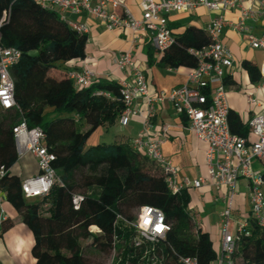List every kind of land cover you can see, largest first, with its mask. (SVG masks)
Listing matches in <instances>:
<instances>
[{"label": "trees", "instance_id": "16d2710c", "mask_svg": "<svg viewBox=\"0 0 264 264\" xmlns=\"http://www.w3.org/2000/svg\"><path fill=\"white\" fill-rule=\"evenodd\" d=\"M2 13L6 18L0 27V48L14 47L20 57L10 68L16 106H0V192L32 234L33 264H104L115 235L125 242L131 239L133 229L126 222L134 220L142 205L160 208L170 224L156 246L163 249L162 264H179L178 255L212 264L217 253L210 235L192 222L186 188L172 192L160 166L127 141L86 145L98 127L119 122L125 107L118 81L94 78L78 87L67 69L55 66L84 59L88 34L72 29L55 10L35 0H0ZM171 31L175 42L159 55L157 65L193 68L196 59L187 50L209 44L208 33L194 25ZM147 46L152 64L156 51L149 39ZM241 66L251 83L260 81L255 62L244 59ZM227 120L231 133L249 137L248 123L238 113L229 109ZM21 122L40 127L46 147L55 155L52 166L58 181L40 198L26 199L21 177L11 171L18 160L13 127ZM75 194L82 196L77 209L72 203ZM248 221L250 234H239L234 264H264V227ZM11 225L5 220L0 236ZM124 253V259L133 255L130 264H139L140 250L129 247Z\"/></svg>", "mask_w": 264, "mask_h": 264}, {"label": "built area", "instance_id": "2783aa9c", "mask_svg": "<svg viewBox=\"0 0 264 264\" xmlns=\"http://www.w3.org/2000/svg\"><path fill=\"white\" fill-rule=\"evenodd\" d=\"M41 6L55 10L57 16L79 33H88V27L68 17L86 14L100 20L107 30L118 27L127 28L134 33V39L144 34L158 54L170 48L175 37L169 27L171 13H190L199 6L214 13L202 28L208 33L210 43L201 48H188L187 52L196 59V65L189 69L185 81L170 90L168 94L156 96L148 94L144 70L133 60L131 50L121 52L117 59V68L127 71L126 78L118 81L124 110L119 117V124L126 126L130 116L138 113L132 104L143 98L146 110L142 126L131 145L138 152L154 161L165 174L167 187L172 192L183 188H199L211 184L215 188L225 186L229 197L233 194L236 182L243 178L249 186L250 212L232 231L230 206L221 212V250L212 264H234V253L240 233L249 235V219L260 228L264 227V109L249 119V137L231 133L227 114L229 106L226 100L225 78L234 66V57L223 39V29L229 27L254 50L264 51V32H257V27H264V0H140V17H135L126 5V0H35ZM236 11L234 20L224 17V12ZM5 13L0 14V27L5 20ZM20 57L14 47L0 48V106L8 109L16 106L14 100V82L10 68ZM68 76L76 86H85L94 78V73L83 65L78 69L68 70ZM264 76V73H262ZM257 88L264 89V78L257 83ZM168 100L174 110L187 120V127L201 141L207 144L205 151L206 176L193 179L178 178V171L172 161L161 152L162 139L153 136L155 105ZM249 102H254L248 96ZM14 143L18 156L30 154L37 163V173L22 180V192L26 199L40 198L46 195L52 185L58 181L52 166L55 159L44 143V132L36 126L28 128L24 122L13 127ZM258 162L260 168H254ZM231 198V197H230ZM82 196H72L73 207H79ZM0 197V203H1ZM192 222L199 228L197 214L190 211ZM120 217V215H118ZM7 220L0 207V223ZM133 229L128 241L113 237L107 250L104 264H130L131 256L124 259V250H140L139 264H162L164 252L156 247L163 242L169 230V222L164 212L155 206L142 205L138 208L133 221L126 222ZM93 233L97 232L92 227ZM1 232V228H0ZM179 264H198L194 257L175 256Z\"/></svg>", "mask_w": 264, "mask_h": 264}, {"label": "crops", "instance_id": "0c3cea01", "mask_svg": "<svg viewBox=\"0 0 264 264\" xmlns=\"http://www.w3.org/2000/svg\"><path fill=\"white\" fill-rule=\"evenodd\" d=\"M139 1L140 0H126L128 9L137 18L141 15ZM213 14L214 13L208 11L205 7L199 6L190 13H171L168 17V23L171 30L175 32H180L189 25L203 28ZM236 14V11L233 10L225 11L224 17L228 20H234ZM67 15L70 19L83 23L88 27V40L85 46L86 55L84 59L71 60L62 64L55 63L57 68L70 70L87 65L94 73L95 78L119 81L126 78L128 72L117 68L116 59L121 52L131 50L133 60L139 63L144 70L148 94L151 97L161 93L168 94L172 88L181 85L185 81L189 69L183 66L178 68H164L158 66L156 61L160 54L157 52L153 56V63H148V38L146 35L141 34L134 39V33L127 28L118 27L110 31L105 28L100 20L93 16H88L86 14ZM256 31L264 32V27H257ZM223 39L234 57V66L225 78L227 81L226 100L229 109L238 113L240 119L246 123L251 117L264 109V89L257 88V83H251L245 69L241 66V62L244 59L251 60L257 64L252 56V50L254 49L251 50L241 37L229 27L223 29ZM246 46H248L250 50H247ZM256 51H260L262 54V59L260 63L257 64L261 73V81L262 78H264V76H262V73H264V51ZM249 95L253 97L254 102H249ZM132 108L138 110V113L130 116V120L126 126L120 125L119 122L115 123L126 131V134L122 133L121 135H115L117 142L127 141L131 143L132 138L137 136L141 129L143 115L146 110L144 99L138 98L135 100L132 104ZM153 125V136L162 139L161 152L172 161L178 171L179 179H193L198 176H206L205 151L207 144L199 140L194 133L188 129L187 120L174 110L170 101L164 100L155 105ZM81 128L85 130L87 125L83 124ZM107 128L108 126L98 127L90 136L100 131V129ZM249 138L253 139L251 136ZM93 144L94 143H91V145ZM253 167L258 169L260 165L258 162H253ZM37 170L36 160L30 154L18 156V160L11 167V171L18 174L22 180L34 175L37 173ZM187 190L190 194L189 208L191 212L197 214L199 228L201 230V225H204L205 229L202 231L210 235L213 248L218 255L221 250V212L227 205L230 206L231 221L229 228L234 231L238 224L247 217L250 212L248 183L243 178L239 179L235 184L233 194L230 196L231 198L225 186H221L217 189L211 184H204L199 188H187ZM1 195H3L4 201H1L0 207L7 219H10L12 222L11 228L9 227L7 230L3 231L0 236V248L3 246L8 248L7 255L2 256V258H8L11 261H20L10 233L14 226H20V222H22L21 216L5 200L4 193L0 192V197ZM201 213L205 214L201 216ZM45 215H47V213H45ZM2 223L3 222L0 223V228ZM21 230L25 232L31 241L32 236H29V233L23 228ZM32 260L34 262L33 257ZM0 264H3L1 259Z\"/></svg>", "mask_w": 264, "mask_h": 264}, {"label": "rangeland", "instance_id": "374dc122", "mask_svg": "<svg viewBox=\"0 0 264 264\" xmlns=\"http://www.w3.org/2000/svg\"><path fill=\"white\" fill-rule=\"evenodd\" d=\"M246 49L250 50L248 46H246ZM252 53H253L252 56L254 61H256L257 64H259L262 59V54L260 53V51H256V50H252ZM62 63L63 62H58V64H62ZM78 126H81L80 123H78ZM122 133L126 134V131L120 125L115 124L112 126H108L107 129H100V131L90 136L86 145L89 146L91 145V143L96 144L97 142H103V143L117 142L115 135L116 134L121 135ZM1 200L4 201L3 195H1ZM45 213L46 212L43 211L44 215ZM204 214L205 213H201V216H203ZM201 226H202V230H204L205 229L204 225ZM13 228H12V232L10 233V237L12 238V241H14L13 245L20 257V261L17 260L11 261L8 258H2V256L7 255V249H8L5 246H3L0 248V255H1L0 259L2 263L3 264H33V260L30 255V247L32 245L33 238L30 241V238L25 234V232L21 230L23 228L24 230H26V232L29 233V236H32L29 232L28 227L23 222H20V226H14ZM105 254H107V251H105Z\"/></svg>", "mask_w": 264, "mask_h": 264}]
</instances>
